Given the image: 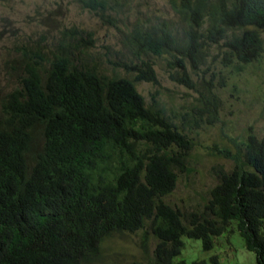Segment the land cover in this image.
<instances>
[{"label":"trees","instance_id":"1","mask_svg":"<svg viewBox=\"0 0 264 264\" xmlns=\"http://www.w3.org/2000/svg\"><path fill=\"white\" fill-rule=\"evenodd\" d=\"M78 3L116 29L127 7L126 0ZM169 4L176 21L138 17L119 29L129 56L114 64L132 80L89 59L94 35L76 26L60 29L52 50L14 46L15 86L0 94V264H99L108 241L139 231L144 247L156 241L150 264H187L178 261L184 237L209 253L233 226L264 264V138L250 129L244 148L223 152L233 170L215 167L218 184L203 210L182 212L165 199L193 143L136 86H160L153 58L168 57L171 80L199 94L183 116L187 127L199 129L205 117L214 125L222 104L214 81L198 71L212 46H222L226 68L244 70L263 57L264 0Z\"/></svg>","mask_w":264,"mask_h":264},{"label":"rangeland","instance_id":"2","mask_svg":"<svg viewBox=\"0 0 264 264\" xmlns=\"http://www.w3.org/2000/svg\"><path fill=\"white\" fill-rule=\"evenodd\" d=\"M79 0H0V94L9 92L15 85L12 78L18 75L12 68L17 54L14 46L41 43L54 49L59 30L79 27L94 35L95 46L87 49L89 59L98 61L102 69L112 76H126L114 64L129 56L122 48L121 31H127L138 17H162L176 21V14L169 0H126L127 7L119 13V29L105 25L99 16L83 8ZM181 30V27H178ZM264 39V34H263ZM206 65L198 71L200 77L213 80L216 85V101L222 104L214 125L204 118L199 129L192 130L183 116L193 112L199 94L170 78L168 57L153 58L160 86L146 82L136 84L147 105L152 103L161 110V116L183 127L193 143L186 171L178 178L175 191L166 202L182 212H200L210 199L211 190L218 184L215 167L233 170L234 163L224 157L226 151L237 152L250 129L260 139L264 138V54L244 70L226 68L221 61L222 46H212ZM109 51L117 53L113 55ZM233 232L215 239L213 251L203 250L200 240L184 237L185 248L178 261L192 264L195 260L209 262L217 254L220 264H256V256L247 250L245 241L233 226ZM144 231L123 235L106 243L102 262L99 264H150L156 241L143 244Z\"/></svg>","mask_w":264,"mask_h":264}]
</instances>
